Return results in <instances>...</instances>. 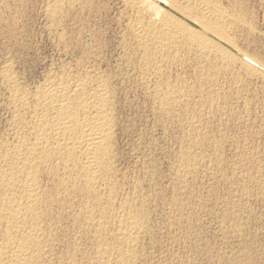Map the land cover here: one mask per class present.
<instances>
[{
  "label": "rangeland",
  "instance_id": "obj_1",
  "mask_svg": "<svg viewBox=\"0 0 264 264\" xmlns=\"http://www.w3.org/2000/svg\"><path fill=\"white\" fill-rule=\"evenodd\" d=\"M148 1L153 6L154 1L158 2ZM216 1L239 19V23L234 27L235 31L232 28L229 32L235 35L232 34V38L231 34L229 35L233 40L232 43L236 42L233 43L234 45L223 44L224 48H228L226 50L230 55H237L235 57L232 55L236 59L232 66L234 69L229 72H216L213 67H211L213 71L201 69L204 70L202 71L204 76L198 78L199 80L195 77L197 81L193 77L194 74H191V71L194 73V68L190 70L187 67L182 74L172 71L173 78L179 74L185 76L188 72V77H185H193L195 82H192L195 85L191 82L187 85V89L186 85L181 88L179 86L180 90L178 87L173 89L184 91L183 93L186 94L188 90L190 97L185 98L188 102L184 98L185 101L181 99L179 106L176 107L178 112L176 110L170 112L171 116L169 113L160 115L154 112L157 103L151 95L153 92L148 89L158 79L153 78L154 76L148 77L146 67L141 65L140 56L134 54L135 48L134 45L132 46L134 43L129 40L127 34L129 32L125 27L128 24V16L121 4L122 0H88L84 9L75 8L74 11L72 10L73 13L70 11L68 14H62L55 21L47 14L51 0H0V144L5 142L4 147L13 146L20 135L19 127L16 125L18 118L15 119L18 111L10 99L12 87L5 83L6 80L3 79L6 78L3 76L11 77L14 83L17 82L16 89L23 93L28 92L29 95L25 93L28 96H32L34 92L36 94L48 81H52L53 78L58 79L62 75L66 79L69 76L72 80L83 77L82 80L85 82L89 79L86 83L91 89L102 81L107 83L106 85L109 83L110 91H115H111L113 99L116 98L113 100L114 105H117H115L114 118L119 125L116 128L114 145L118 152L115 151L116 164H114L118 167H114V175H116L114 177L117 183L122 185L119 187L117 184L118 190L114 202L115 205H119L127 201L130 203L126 202L125 205H131V208L134 206L132 209L139 206L136 209L145 211L143 221L145 224L142 226H146V230L142 229L147 233L141 230V236L139 238V234L136 239L138 242H135L137 244L135 254L136 252L138 254L135 255L134 261L137 264H264V86L262 85L264 77L259 74L264 71L253 64L258 73H249V75L241 62L242 56L245 55L264 66V0H237L241 6L235 0ZM237 13H240V16ZM247 32L251 35H247ZM237 65L240 66V70L237 69ZM76 67L85 70L82 73ZM77 72L83 75L78 77ZM207 72L210 74L207 75ZM232 72H236L235 75ZM203 77H206L210 86L205 84L201 86L198 81L205 79ZM237 78H240V81ZM219 79L222 82H219ZM148 83L150 84L147 85ZM211 83L216 85V89ZM41 84L44 86L40 88ZM205 90H208V93L214 92L215 99L217 97L211 105L213 107L209 108L211 104L209 101L198 100L208 94ZM191 99L194 100L189 102ZM195 100L200 106L204 103L206 105L199 107ZM222 100L223 102L219 104ZM182 108L185 110L183 111ZM14 111L16 114L13 113ZM173 113H176L174 117ZM28 117L30 116H27V121L30 119ZM30 121L31 119L28 122ZM13 129L17 131L14 132ZM13 133H16L17 137ZM185 159L192 161L186 160L184 163ZM186 162L192 165L188 166ZM118 169L120 173L117 175ZM43 180V187L48 185L44 188H50L49 182ZM123 196L126 198L128 196L129 199L126 200ZM76 208L74 210L78 209ZM69 211L64 212L65 218L72 214L73 209ZM64 217V223L60 220L58 224L61 223L65 227L60 225L63 227L60 228L56 225L53 230L52 235L55 240L52 242L54 247L52 251L54 252H50L53 255L48 256L45 264L48 260H50L48 264H55L56 261V264H71L74 261L80 263L85 261L84 257L80 258V256H93V247H90L92 240L89 239L88 242L79 231H76L77 227L75 228L73 224V226L69 225L73 214L69 217V222ZM65 222H68L67 226ZM62 229L66 232L70 231L66 234L64 230L61 231ZM63 234H66L69 240L66 241ZM56 235L60 239H57L59 237H55ZM56 239L61 242H57ZM78 239L79 242L81 239L84 240L78 243ZM62 243L63 245L66 243L67 248L66 244L60 245ZM84 245L85 247L89 245L88 248L91 250L83 249ZM57 247L62 250H58ZM75 249L81 254L83 251L84 253L82 255L79 253L78 256V252H74ZM89 251L92 254L87 253ZM67 252L70 254L67 255ZM57 254L59 256L65 254V257L61 255L58 259Z\"/></svg>",
  "mask_w": 264,
  "mask_h": 264
},
{
  "label": "bare ground",
  "instance_id": "obj_2",
  "mask_svg": "<svg viewBox=\"0 0 264 264\" xmlns=\"http://www.w3.org/2000/svg\"><path fill=\"white\" fill-rule=\"evenodd\" d=\"M87 1L88 0H51V5H49L50 7L48 6L49 9L47 14L51 20L53 19L55 21L60 18L62 14H68V12L74 11L75 8L84 9L83 7H86ZM157 1L160 2V4L154 1V6L148 0H122L121 4H123L125 13L128 16V24L125 26L127 29H125L129 33H125L129 35V40L131 39L134 43L132 46L134 45L135 53H132L140 56V62L142 63L140 64L143 65L144 68L146 67L145 70L146 74L149 75L148 77L154 76L153 78L158 79L157 82H151L152 87H148V90L153 92L151 95L157 103V106L155 103L156 109L154 110L156 111L154 112L163 115L164 113L170 114V112L177 111L178 108L176 109V107L179 106V101L183 98L190 97L188 96L190 92L188 93L187 90L186 94V92L183 93L184 91H179V86L181 88V86L186 85L185 88L187 89V85L194 81L193 77H196L197 80H199L198 78L201 79L204 73L202 71H204L205 68L210 70L214 68L216 72H229L234 69V67L232 69V66H234L236 60L234 57L237 55L234 56L232 54L234 56L232 57V55L229 54L230 52L226 50L228 48H224L223 44L234 45L233 43L236 42L234 41L232 43L233 40H231V38L235 35L232 32V36L229 32L232 31V28L234 30V27L239 23V19L236 15L230 14L228 12L229 10L227 11L221 7L216 0ZM235 1L239 3L237 0ZM239 6H241L240 3ZM226 7L227 6H225V8ZM235 8L237 7L235 6ZM247 31L249 30L247 29ZM247 35H251V33L247 32ZM234 39L236 40L235 37ZM127 47L129 46L127 45ZM235 49L238 50V48ZM241 59L248 74L258 73V70L253 64L256 66L258 65L259 68L264 71V66L257 60L245 55H243ZM238 65L237 69L240 70L241 68L239 69V67L241 64L239 67ZM77 66L79 67V65ZM187 67H189L190 70L194 68V73L191 71V74H194L192 78H187V71V75L185 74L187 77L184 75L180 76V74L174 78L171 76L172 71H178L181 72V74L185 73L184 71ZM189 69L187 70L190 71ZM201 69L204 70L201 71ZM83 70L85 69H79L80 72ZM87 73H85V75ZM232 73L234 74L236 72ZM76 74H78V72ZM191 74L189 73V75ZM206 74L209 75L210 73L208 74L207 72ZM259 74L264 77V73ZM79 75L80 74H78V77L83 74ZM62 76L58 79L53 78V80L50 82L48 81L45 86L43 84L39 85L40 88L44 87L41 90L38 88L40 91L37 89L39 92H36V94L34 92L32 96H28V92H25L28 94L27 95L20 90L21 93L16 89L18 86L15 85V83L17 82L14 83L13 79L9 76H3V78H6L3 79L6 80L5 83H8L12 87L10 99L11 103L18 111L17 117H15L16 115L14 117L15 119L18 118L16 125L19 127L20 135L16 140L17 142L14 145L11 144L13 146L6 145L4 147L3 144L5 142L2 143V145L0 144V146H3V148L0 147V264H45L47 258L53 255L50 254L53 247L52 242L55 240L52 235L53 230L56 228V225H59V222H63L64 214L67 213L66 211L70 212V209H73V217L70 213L71 215H69V217H72V221L69 225H74L75 228L77 227L76 231H79L81 236L84 239L86 238L85 240L88 241L91 239L92 246L90 247H93V256H80L81 253L76 251L81 247V244H79L80 247L75 249L74 252L80 253L78 256H80V258L84 257L85 261L83 260L84 262H82L81 259L80 263H76L77 261L71 263L69 261L71 264H137L134 261L135 255L138 254L137 252L135 254V248H137L135 247L137 245L135 242L141 230L142 232L144 231V233L146 232V226H142L145 224L143 222L145 211L136 209L139 206L132 209L134 206L131 208V205H125L127 201H125V203L122 202L123 204H119L118 202L117 204L119 205H115L114 202L116 201L114 198H116L115 194L117 195L116 191L118 190V183L114 177L116 176L114 175V167L117 166L114 162L117 152V149L115 150L116 146L114 147V145L116 140V128L119 126L117 125L118 121L116 123L114 118L116 105H114L113 102V100L116 99H113L112 92L114 90H111V92L109 89L111 87H108L109 83L106 85L107 83L101 82L103 79L99 81L101 83L97 81L99 85H97V87L94 86L95 88L92 86L91 89L86 83L89 79L85 82L82 80L83 77H80L81 79L76 78L72 80L69 76L67 79ZM72 76L77 77V75L73 74ZM87 76L86 78H88ZM219 76H221V78L223 77L222 75ZM206 77L198 81L202 84V87L203 84L210 86ZM228 77L231 78L230 76ZM211 80H213V78H211ZM221 80L223 81V79ZM221 80L219 82H222ZM95 82L96 81H94V83ZM198 82L196 83L197 85L199 84ZM213 83H211V85H213ZM240 83H242V80ZM263 83L262 85L264 86ZM149 84L150 83L147 85ZM191 84L195 85L193 82ZM214 85L213 87L215 88L216 85ZM229 86H231V84ZM146 87L144 89H146ZM175 87H178L179 90H173ZM196 87L197 86H195V88ZM208 90L210 89L208 88ZM145 91H147V89ZM193 91H195V89ZM201 98H203V100H201ZM201 98L198 99L200 100L199 102H211L209 108L213 105L214 100L217 99V97L215 99L214 92L208 93ZM152 99L153 98H151V100ZM221 99L222 98H220V100ZM193 100L194 99H191L189 102ZM186 102H188V100H186ZM194 102L197 103L196 100ZM222 102L223 100L218 103L221 104ZM204 104L201 106L204 107ZM198 106L201 107L200 104ZM184 110L185 109H183V111ZM15 111L13 112L14 114H16ZM174 114L176 115V113H173V117ZM180 114L181 113H179L178 116H180ZM28 115L30 116L28 118L31 119L30 122H28L30 119L28 121L26 120ZM16 129L18 128L16 127ZM13 130L14 132L17 131H15V129ZM13 134H15V136L17 135L16 133ZM186 160L187 159L183 160V162ZM190 161L192 160L188 162ZM188 162H186L188 166L189 164L192 165V163ZM183 166L185 167V165ZM115 169L117 170V168ZM185 171L187 170L185 169ZM118 173H120V171L117 172V175ZM43 179L51 185L50 188H47L48 190L44 188L46 185L43 187ZM120 186L122 187V185H119V187ZM118 197L120 196L118 195ZM122 199L124 200V198ZM127 203L129 204L130 202ZM131 204L133 205V203ZM143 204H141V206ZM74 208L77 210H74ZM142 209L145 210V208ZM145 214H147V212ZM69 217L64 218L69 222ZM60 225L62 224L60 223ZM142 228H145V230ZM66 234H63V236L66 237ZM74 234L72 235L74 236ZM59 236L56 235L55 237ZM73 236L71 238H73ZM140 236L141 234L139 238ZM60 237L57 239H60ZM68 237H70V234ZM68 237L65 238L66 241L69 240ZM78 238L80 239V236H78ZM63 239L64 238H61V240ZM79 239L77 241L78 243L84 240L81 239L79 242ZM57 242L61 241L59 240ZM62 242L64 243V241ZM63 243L60 245H63ZM53 244L55 246L56 243L54 242ZM66 246L67 244L65 247ZM88 246L85 247L84 245L83 247L85 248H82H87V251L88 249L91 250ZM60 249L62 250V248H58V250ZM52 252H54V250ZM92 252L90 253L89 251L87 253L92 254ZM69 254L70 253L67 252V255ZM61 255L63 254H60V256ZM54 256L56 257V254ZM57 256L59 255L57 254ZM60 256L58 259H60ZM70 256L73 257V255ZM62 257H65V254ZM48 261L46 264H48ZM61 261L62 260H60V263Z\"/></svg>",
  "mask_w": 264,
  "mask_h": 264
},
{
  "label": "water",
  "instance_id": "obj_3",
  "mask_svg": "<svg viewBox=\"0 0 264 264\" xmlns=\"http://www.w3.org/2000/svg\"><path fill=\"white\" fill-rule=\"evenodd\" d=\"M248 61V60H247Z\"/></svg>",
  "mask_w": 264,
  "mask_h": 264
}]
</instances>
